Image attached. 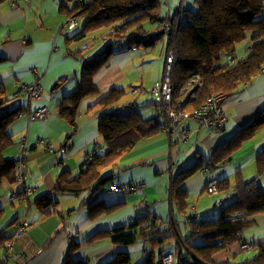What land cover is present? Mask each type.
<instances>
[{"label": "trees", "instance_id": "16d2710c", "mask_svg": "<svg viewBox=\"0 0 264 264\" xmlns=\"http://www.w3.org/2000/svg\"><path fill=\"white\" fill-rule=\"evenodd\" d=\"M163 1L64 0L62 11L67 20L74 19L77 23L83 21L81 30L71 39L92 38L94 42L99 41V38L106 39L104 44H97V54L84 62L78 87L57 105L60 117L71 128L69 137H74L78 132L77 119L82 102L89 97L102 96L96 77L110 65L114 55L121 51L129 54L144 53L165 43V63L157 75H152L153 84L149 91L143 82L139 88L131 83L128 90L133 99L127 101V89L116 85L88 108V112H95L98 117V132L104 144L83 157L79 174L72 177L69 171H63L56 177L51 190L34 201V205L42 213H48L54 206L53 193L82 198V207L89 209L90 221L127 205L126 201L106 205L100 197L109 192L123 197L139 193L140 183L115 182L116 174L113 171L119 169L140 144L160 134L167 135L171 141L173 132L185 120L195 121L200 128L217 134L227 133L229 115L224 103L240 95L264 73V0H193L192 4L189 0H167L168 7L170 4L176 7L166 11ZM0 62L3 61L0 59ZM167 80L172 90L169 103L164 100L161 92H157L158 86L161 88ZM220 95L225 96L221 105L227 116L223 126H204L193 118L194 113L209 104L212 97ZM184 98L189 100L183 101ZM148 107L154 109L155 117H143L142 109ZM46 108L45 119H31L48 121L50 110ZM3 109L5 110L1 113ZM28 109L10 108L6 94L0 90V189L5 183L14 184L16 174L19 179L29 153L28 141L26 140L25 148L22 144L15 143L9 133L19 115ZM171 112L180 115L185 112L190 117H183L174 126ZM262 129L264 111L248 125L223 139L209 156L197 152L193 164L180 170L175 176L171 175L170 169L166 188L167 218H162L147 208L142 211L143 215L128 224L114 230L100 231L87 242L108 239L116 247L130 248L138 241H143L147 248L146 256L138 262L132 261L131 253L122 251L107 264H165L167 255L174 256L172 264H264V242L247 241L245 238L246 230L256 224L255 217L264 216V191L260 183L264 176V151L257 157V177L254 180L246 182L241 171L235 173L232 182L228 179H211L218 185V193L215 195L232 190L236 196L213 219H198L191 210L190 194L185 187L186 181L195 175L223 168ZM181 135L189 141L188 129H183ZM38 143L49 154L60 153L64 159L71 152L68 142L57 147L49 139L40 138ZM15 145L22 148L19 160L8 155ZM46 145H51V149H47ZM89 157L93 159L87 161L86 158ZM113 184H126L134 187L135 191L114 192L111 190ZM22 185L24 187L23 183ZM206 191L210 194L207 187ZM14 196L15 202L30 198L24 190ZM3 216L4 210L0 208V219ZM15 226V222L11 223L0 234V252L3 255L6 254V245L17 240L19 227L13 235L8 233ZM169 243H174L175 252L165 250ZM244 246H249L251 250L244 251ZM79 247L80 243L72 239L69 253L76 252ZM256 250H260V254L252 261L238 263L232 260V257ZM3 255L0 257V264ZM66 264L90 263L67 261Z\"/></svg>", "mask_w": 264, "mask_h": 264}, {"label": "crops", "instance_id": "0c3cea01", "mask_svg": "<svg viewBox=\"0 0 264 264\" xmlns=\"http://www.w3.org/2000/svg\"><path fill=\"white\" fill-rule=\"evenodd\" d=\"M63 2L64 0H0V59L3 61L0 62V88L6 94L10 108H29L33 113L43 107L50 110L49 120L41 124H36L23 112L9 129L16 143L22 138L30 142L22 172L27 175L26 185L33 189V195L27 200L12 202V196L24 189L17 178L18 174L14 184L5 183L2 186L0 208L4 210V216L0 219V234L13 222L16 226L8 232L12 235L24 220L30 224L28 234L13 242L11 264H66L67 261L107 264L122 251L131 253L132 261L138 262L147 254L143 241H139L141 244L135 247L123 248L114 246L108 239L91 243L87 240L100 231L114 230L128 224L143 215L142 211L147 208L158 216L167 218L166 188L170 169L171 175L175 176L195 161L197 152L209 156L223 139L248 125L264 111V73L240 95L224 103L229 115L227 133L217 134L200 128L195 121L185 120L173 132L171 141L167 135L160 134L140 144L123 161L121 167L113 171L116 174L115 182L140 183L139 193L123 197L109 192L100 197L106 205L122 201L128 202L127 205L90 221L89 209L82 207V198L53 193L54 206L48 213H42L36 208L34 201L51 190L56 177L63 171H69L72 177L79 174L83 157L104 144L98 132V117L95 112H88L95 101L87 102L83 108L82 105L88 98L82 102L77 119L78 132L72 138L69 137L71 128L59 115L57 105L78 87L84 62L96 52H88L83 46L84 42L71 39L80 31L78 23L83 21H78L76 28L70 30L66 26L67 16L62 11ZM189 2L192 4L193 0ZM36 80L41 82L42 97L31 101L22 86ZM96 80L97 86L100 84L98 87L102 95L116 86L111 82L103 88L98 75ZM183 129L190 131L189 141L182 138ZM42 136L48 137L50 141L55 138L52 142L57 147L68 142L71 152L66 160L60 153L54 155L42 150L35 143ZM263 143L264 129L247 141L223 168L199 173L186 181L191 210L200 221L219 216L222 208L236 198L232 190L221 191L215 196L208 194V181L228 179L232 182L237 171H241L246 182L254 180L257 177V157L264 151ZM20 147L16 146L11 150L9 157L19 160L22 157ZM260 183L264 191V176ZM70 212L72 213L69 214ZM255 220L256 224L246 230L245 238L247 241L264 242V216L258 215ZM72 239L79 242L80 247L70 254ZM243 254L232 257V260L238 263L252 261L259 256L260 250ZM2 255L3 252H0V257Z\"/></svg>", "mask_w": 264, "mask_h": 264}, {"label": "rangeland", "instance_id": "374dc122", "mask_svg": "<svg viewBox=\"0 0 264 264\" xmlns=\"http://www.w3.org/2000/svg\"><path fill=\"white\" fill-rule=\"evenodd\" d=\"M167 3H168L167 0L163 1V7H164L165 11L168 10L169 8L174 9L176 7L174 4L173 5L170 4L168 7ZM194 9H195V7H194ZM78 25L81 26V28H82L83 22L78 23ZM81 28H80V30H81ZM88 41H89V43H88ZM91 41H93L92 38H90V39L85 38V39L80 40L79 42H84L83 46H85L84 48H86L88 52H89V50H91V52L96 51V52L92 53L93 55H95V53H97L99 51V50H96L97 44H99V45H100V43L104 44L106 42V39H100L99 38V41L98 40L96 42L93 41L92 43H91ZM113 60H114V62H112ZM164 63H165V43H160L157 47H155V49H151L150 51L144 52V53L129 54V53L121 51V52H118L116 55H114L112 57V59L110 60V65L108 67H105V69H103L98 74V79H99V82L101 83L103 88L106 84H110L111 82H113V85L118 84L119 86H121V88H126L128 96L126 95L127 98L126 97L125 98L127 101H130L133 99V97H132V93L128 90L129 85L132 83V85L134 87L139 88L143 82L145 84L147 90L149 91V88H151V86L153 84L152 75L153 74L157 75L159 73V71L161 70V68L163 69ZM96 82L98 83V80H96ZM98 86H100V84H98ZM104 95H106V94H104ZM101 97H103V95L102 96L97 95V96L88 98L83 103L82 108L84 106H86L85 104H87V102L88 103L91 101H92L91 103H93L94 101L96 102ZM137 97H139V96H137ZM126 100L124 99V102H126ZM35 105L36 104H34L33 106L35 107ZM142 114H143L144 118H149L152 116L155 117L154 109L151 107L142 109ZM35 123L41 124L44 122L35 121ZM48 130H51L50 127H48ZM42 138L48 139V137H44V136H42ZM54 139L55 138H51V140L53 142H54ZM39 140H40V138L38 140H35V143H37V145L39 144L38 143ZM14 142L16 143L15 139H14ZM28 143H30V142H28ZM16 146L20 147L19 145H15L11 150L15 149ZM40 147L42 150H44L43 146H40ZM189 148H191V147H189ZM9 152H8V155H9ZM21 156H22V153H21ZM65 160H66V157H65ZM17 178H18V175H17ZM29 184H30V181H29ZM198 243H200V242H198ZM139 244H141V243L138 241L135 246H137ZM135 246H132V247H135ZM165 250L167 252H169V251L175 252L174 243L167 244L165 246ZM241 258H244V256H241Z\"/></svg>", "mask_w": 264, "mask_h": 264}, {"label": "built area", "instance_id": "2783aa9c", "mask_svg": "<svg viewBox=\"0 0 264 264\" xmlns=\"http://www.w3.org/2000/svg\"><path fill=\"white\" fill-rule=\"evenodd\" d=\"M26 1L29 2V0H26ZM76 25H77V21L74 19H68L66 21V26H68V28L71 30L74 29L76 27ZM27 41L28 40L26 39L25 42H27ZM0 90H1V88H0ZM22 90L25 91L29 95V98L31 101L40 100L42 97V86H41V82L38 80H36L33 83L23 85ZM157 92H161L164 100L169 103L172 99V90H171L169 80H167L166 84L163 85L161 88H159V86H158ZM224 98H225V96H223V95H220L217 97L216 96L212 97L210 99L209 104L203 106L202 108H200L199 110H197L194 113L193 118L204 126H220V127L223 126V124L227 121L225 109L221 105V102ZM187 100H189V99L184 98L183 101H187ZM4 110L5 109H3L1 111V113L4 112ZM25 113L28 114L29 117L32 119L38 118V119L43 120L46 118L47 108L43 107V108L37 109L34 113L27 110ZM182 113H184V114L180 115L177 112L176 113L171 112V118H172V121L174 123V126H176V124H178L180 122V120L183 119V117H186V118L190 117L189 114H187L185 112H182ZM185 134H188V132H185ZM26 140L27 139L24 138L23 140L19 141L18 143L22 144L26 148ZM41 143H44V141H41ZM46 148L50 150L51 145H46ZM26 153H27V151L25 150V154ZM92 159H93L92 157L86 158L87 161H90ZM19 164H20V166H22L23 165L22 161H20ZM19 179L24 184L23 190L26 193V195L28 197L31 196L33 194V189L25 184L27 177L23 172H20ZM111 190L114 192H120V193L129 192V191L134 192L135 191L134 187H129L126 184H123L121 186L120 185L117 186V185L113 184L111 186ZM207 190L210 194H213V195L218 193V185H217L215 180H211L208 182ZM15 200H16V197L13 196L12 201L15 202ZM29 226H30V224L28 221L25 220L24 222H22L20 227L17 230L16 239H19L23 236H26V233H27ZM27 245H29V243ZM13 249H14V246L12 243H8L6 245V250H5L6 254L3 255L2 260H1V264H11V259H10L9 254L13 251ZM243 250L249 251L251 249L249 246H244ZM173 260H174V256L167 255L164 259V263L165 264H172Z\"/></svg>", "mask_w": 264, "mask_h": 264}]
</instances>
